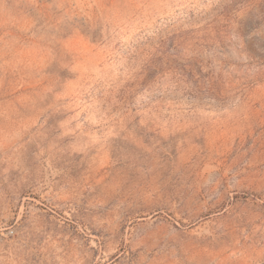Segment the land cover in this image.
<instances>
[{
  "label": "rangeland",
  "instance_id": "1",
  "mask_svg": "<svg viewBox=\"0 0 264 264\" xmlns=\"http://www.w3.org/2000/svg\"><path fill=\"white\" fill-rule=\"evenodd\" d=\"M0 264H264V0H0Z\"/></svg>",
  "mask_w": 264,
  "mask_h": 264
}]
</instances>
